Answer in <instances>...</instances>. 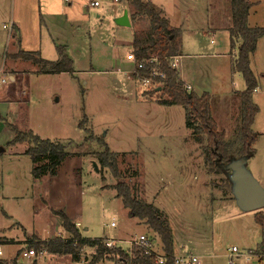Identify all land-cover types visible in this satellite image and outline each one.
Here are the masks:
<instances>
[{"label": "rangeland", "instance_id": "374dc122", "mask_svg": "<svg viewBox=\"0 0 264 264\" xmlns=\"http://www.w3.org/2000/svg\"><path fill=\"white\" fill-rule=\"evenodd\" d=\"M148 1L168 21L170 29L178 28L175 43L182 57L177 71L197 93L212 95L210 115L218 131L223 132L224 142L236 149L240 106L233 92L245 88L233 60L214 57L220 52L230 54L228 36L225 31H216L207 37L206 27L190 25L192 19L207 24L205 8L213 2ZM90 2L99 6L91 7ZM119 9L121 6L113 0H0V68L5 54L12 51V44L6 43L11 32L2 29V24L12 18L16 28L19 25L24 48L37 49L41 39L49 46L51 34L67 46L74 71L52 75L36 72L39 66L35 70L28 64L33 73H27L23 69L27 66L18 62L15 66L23 72L15 84L6 75L1 76L4 83H0V94L10 89V96L0 101V236L24 240L21 253L33 250L28 243L34 236L69 238L61 226L48 222L50 201L67 206L83 238L112 242L130 255L136 248L135 244L129 247L130 242L139 236H152L149 239L155 254L163 256L152 231L127 215L113 188L116 180L107 170H100L96 154L108 148L116 153L121 180L132 194L168 213L175 258L186 262L195 257L197 264H264L259 249L264 246V222L260 225L257 220L258 215L264 219V208L249 213L238 209L230 193L228 174L211 171L204 155L206 143L197 142L185 127L184 108L157 104L167 99L160 91L144 90L133 75L130 78L111 72L114 62L125 61L126 53L132 50L130 30L115 26L113 17ZM65 18L73 23L62 24ZM207 20H213L210 10ZM134 25V39L139 45H149L146 16L141 15ZM220 34L225 37V47ZM259 57L256 63L263 71L264 55ZM262 87L264 92V82ZM253 93L252 103L258 107L252 126L256 140L245 169L264 190V94L256 90ZM6 123L63 146L68 157L60 168V177H67L70 186L57 180L51 192L47 176L33 179V165L22 154L28 144L7 145L13 133ZM110 222L113 227H109ZM234 247L237 251L231 253ZM1 250L3 261L15 249ZM92 254L83 247L77 264H87ZM35 257L24 255L18 264H74L68 256L46 252L41 256L35 252Z\"/></svg>", "mask_w": 264, "mask_h": 264}, {"label": "trees", "instance_id": "16d2710c", "mask_svg": "<svg viewBox=\"0 0 264 264\" xmlns=\"http://www.w3.org/2000/svg\"><path fill=\"white\" fill-rule=\"evenodd\" d=\"M129 8L133 9L130 14V21L135 23L141 15H145L149 21L148 36L149 45H139L135 39L134 54L136 57H173L178 53L175 43L178 36L177 29H170L168 21L161 17L160 12L155 10L149 1L143 0H125ZM230 1V19L231 27L228 30L230 36L231 50L235 48V38L240 40L236 47V59L233 68L237 71L244 83V91L239 96V126L237 128L236 149H230V146L224 142L223 132H219L213 118L210 115L209 101L210 96L203 93L197 96L191 91L185 90L183 84L179 81L178 73L168 67L162 59L160 70L164 74L161 80L159 91L167 97L166 100H160L157 104L165 106H181L185 109L184 125L191 130L197 142L206 143L205 158L210 163L211 171L223 172L219 165H227L233 159L240 157H251L254 154L252 148L256 140V133L252 126L255 116L258 113V107L252 103V94L257 89V78L250 70L249 60L253 54L256 43L264 36V27L251 28L247 24V16L251 3L248 0H229ZM59 61L47 62L31 53L18 52L11 56L13 59H21L31 62L34 66L38 65L42 71L53 73H72V62L63 53L57 49ZM178 55V54H177ZM138 74L146 75L141 71ZM157 93L156 89L152 90ZM159 93V92H158ZM6 128L13 133V139L7 144L10 146L27 143L28 149L25 151L33 165L31 175L33 179L39 180L43 177H54L56 169L68 156L64 147L59 143H52L47 139H41L32 131H19L12 125L6 123ZM116 153L108 148L102 153L96 154L97 163L100 170L110 172L112 178L116 180L113 188L116 191V197L121 199L122 206L127 210V215L137 218L140 223L147 226L152 231L153 236L159 239L164 264H173V236L169 222L165 213L161 212L154 205L143 202L135 197L129 186L121 180V173L118 170L116 162ZM230 186V184H229ZM230 189V188H229ZM50 213L61 221V227L65 233L70 235V239L64 240L61 237L49 241L29 242V248L37 254L41 251L54 256H68L72 262L79 259L83 247L93 251L90 261L87 264H98L102 261L114 262L115 264H156L155 253L144 255L142 249L135 248L132 255L124 253L116 246L111 249L104 247L103 239H86L78 232L76 225L66 216L62 208H50ZM258 223L263 224L264 219L258 215ZM152 237V236H151ZM151 237H149L151 239ZM152 240V239H151ZM260 252H263L264 246L260 245Z\"/></svg>", "mask_w": 264, "mask_h": 264}, {"label": "crops", "instance_id": "0c3cea01", "mask_svg": "<svg viewBox=\"0 0 264 264\" xmlns=\"http://www.w3.org/2000/svg\"><path fill=\"white\" fill-rule=\"evenodd\" d=\"M211 1L213 2V3L211 2L213 6L210 7V5H209V6H206V8H205V15H206L205 16V20H206L207 24L204 21L201 22V23H198V21L196 22V20L192 19V24H190V25H191V27H196V28H200L202 26L206 27V29L208 30L207 33H206L207 37L215 35L216 31H225L226 35L228 36L227 43H226L225 37H223V35L220 34L221 37H223V41H222L223 42V47H225L229 43V48H230V36H229V33H228V30L231 27L230 1L229 0H211ZM248 1H250V3H251V7L249 9L248 16H247V18H248L247 19L248 26L251 27V28H257V27L258 28H262V27H264V0H253V1L248 0ZM206 2H207V5H208L210 1L208 2V0H206ZM116 4L121 6V9L118 10V13L113 18H119L125 10L127 11L128 20L130 22V27H127V28L130 30L131 37L133 39V41L131 42V46H132V50L131 51H134V48H135V39H134V37H135V25L134 24L135 23H132L130 21V14H131L130 8H129L128 4H126V2L122 1V0H118V2ZM209 10L212 12V19L213 20H212L211 23L210 22L208 23V20H207V18H209ZM185 12L189 16V14H190L189 12L190 11L186 10ZM45 16H51V15H47L46 14ZM10 20L12 21V22L10 21V23L13 25V28H12V31H11L10 35H7V39L8 40H6V43L9 46L12 44V51L10 53H6L5 54L4 62L2 63L1 68H0V77L2 75H6L7 78L9 79V81L11 82V84H13V83L15 84L18 81V79H19L18 75H20L23 72V69L25 71L27 69L28 70L27 73H33L32 71L30 72L31 69L28 67V64H32L31 62L24 61V60H21V59L15 60V59H13L11 57L13 55L18 54V52L31 53V54L36 55L38 58H40V59H42L44 61L53 63V62H57V61L60 60L59 59L60 57H59V54H58V50H57L59 48V49H61L63 51L64 55L69 60H71V62L73 63V59H71V57L69 56V54L66 51L67 46L60 44L59 41L56 40L57 38H54L53 36H51V34H49V39H48V41L50 42L49 46L47 45L46 42H44L43 39H41V40H39V43H38L39 45H38L37 49L31 50L29 48H24L21 45L22 43H21V40H20L19 25H17V28H16L14 20L12 18ZM42 22H43V20H42ZM69 23L72 24L73 21L68 20L67 18L63 19V21H62V24H65V25H67ZM199 24H201L202 26L201 25L197 26ZM115 26L118 27V28H122V27H119L118 25H115ZM70 27H72V26H70ZM178 32H179V30H178ZM54 35L56 36V34H54ZM225 43H226V45H225ZM239 44H240V40L235 38V48L233 50H231L230 54H226V53L222 54V52H220V53H216V55H214V57H217L218 59H224V58L229 57L230 59L233 60V64H234V61H235L236 55H237L235 49H236V47ZM26 49H28V50H26ZM223 50H226V49L223 48ZM259 55H260V57L264 55V36H262V38L257 41L255 50H254V52L251 55L250 60H249L250 70L254 73V75L257 78V87H256L257 89H256V91L259 92V93H263L264 94V92L262 91V88H263L262 86H263V82H264V70L262 71L259 68L258 64L256 63L257 57ZM178 56L182 57L181 55H178ZM7 57H9V59H6ZM7 61H8V63H10L9 65H7ZM18 62H21V64H25L24 66H27V67H24L23 69L22 68H17L15 65ZM179 63H180V60H179ZM256 64H257V68H255ZM31 66H32V68H35L36 65L34 66L32 64ZM130 68H131V65L129 63H127L126 61H122V62H118L117 61V62H114V70H112L111 72L112 73H116V74H122V75L126 74V75L130 76L131 74H127L126 73L127 71L130 70ZM35 70H36V68H35ZM36 72L44 73L46 71H42L41 69H39V71L37 70ZM73 72L74 71L72 70V73ZM46 73L49 74L48 72H46ZM177 73H178V71H177ZM53 74H57V73H53ZM60 74H65V73H60ZM239 76H240V74H239ZM2 78L3 77H1V79ZM130 78H131V76H130ZM178 78H179V81L183 84V86L185 88H187L189 91L195 93L197 96H201L203 93H206V92L197 93L195 88L193 87V85H191L190 83H186L185 79L180 75V73H178ZM194 80L195 79L193 78L191 81L194 82ZM242 82H243V80H242ZM0 83L3 84L4 82H1V80H0ZM243 91H244V89H243ZM243 91H239V92L238 91H234L233 92L235 94L234 96H236L234 98V101H239L240 93H242ZM253 95H255V94L253 93ZM9 96H10V89L2 90L1 94H0V101L1 100L4 101V99L9 98ZM252 100H253V98H252ZM211 101H213L212 95L210 96L209 103H211ZM224 102H228V100H225ZM0 120H3V118H0ZM8 143H6V144H8ZM27 149H25L24 151H26ZM24 151L22 152V154L25 153ZM62 163H61L60 166L57 167L56 175L54 177H47L48 182H50L49 184H50L51 192H52V189H53L54 185H56V181L57 180L62 181V182L66 181L67 185L70 186L68 181H67V179H66L67 177L64 178V180L61 179V177H60V168L63 165ZM46 203H47V199H46ZM47 204H49V207L55 208V209L64 207V209H65L64 212H65L66 216H68L69 219L71 221H73V219H72L73 218V214L68 212V210L66 209L67 208L66 205H64V204L54 205L53 203H50V201H48ZM164 213H166V212H164ZM166 214L168 216V220L170 221L168 213H166ZM49 217H50V220L48 221L49 223L55 224L56 226H58V225L61 226V221H60L59 218L54 217L53 215H50ZM76 227H77V225H76ZM63 233H64L65 236H67L65 234L64 230H63ZM54 237L55 236L44 238V237H40V236L39 237L38 236H34L32 239L41 242V241L53 240V239H55ZM58 237H61L64 240L70 239V237L69 238H63V236H58ZM58 237H56V238H58ZM23 244H24V240L11 239V238H8L7 236L6 237L2 236V234L0 236V246H1L2 249L6 248V247L7 248H11V249H13V248L15 249L12 252V254H9V255L15 254V252L17 250H19V249H21V247H23ZM173 251H174V255H175L174 248H173ZM262 254H264V250H263ZM260 257H264V255H261ZM2 262L3 261H1V263ZM77 262L78 261L73 262V263L77 264ZM103 262H108V261H102V262H99V263H103Z\"/></svg>", "mask_w": 264, "mask_h": 264}, {"label": "built area", "instance_id": "2783aa9c", "mask_svg": "<svg viewBox=\"0 0 264 264\" xmlns=\"http://www.w3.org/2000/svg\"><path fill=\"white\" fill-rule=\"evenodd\" d=\"M70 0H63L64 3H69ZM113 2L117 3L118 0H113ZM89 6L91 7H98L99 5L96 2H90ZM2 28L11 32L13 25L9 22L8 24H2ZM126 62L131 65V68L129 71H127V74H131L137 78V80L140 83V86L144 90H154L159 88L161 85V80L164 78V74L160 70V63L161 60L163 59L168 67L172 70H177V67L179 65V60L180 56L175 55L173 57H168V58H162V57H154V56H149V57H136L134 54V51L127 52L126 55ZM145 72L146 75H139L138 72ZM1 82H4V79H1ZM185 90L189 91L187 88ZM78 226V224H76ZM114 223L110 222L109 227H113ZM104 247L107 249H111L115 245L112 244V242L109 241H104ZM135 244L137 248L142 249L144 252V255H149L152 252L155 253V250L152 248V243L151 240L146 236H139L134 243L130 242V246ZM237 249L234 247L231 249V253L236 252ZM132 255V250L130 251ZM23 253V254H22ZM21 253V249L17 250L14 255L10 256L6 260H3L5 264H18L19 260L23 258L25 255L28 259H35V252L32 249L29 250H24ZM43 251H41L39 254L40 256L43 255ZM3 256L1 246H0V259ZM155 263L156 264H164L165 259L163 256L155 255ZM260 260V258H258ZM2 261V260H0ZM35 261V260H33ZM232 262L229 261V264ZM173 264H197V259L195 257L189 258L186 262L183 261L181 258H175L173 259Z\"/></svg>", "mask_w": 264, "mask_h": 264}, {"label": "water", "instance_id": "95a60500", "mask_svg": "<svg viewBox=\"0 0 264 264\" xmlns=\"http://www.w3.org/2000/svg\"><path fill=\"white\" fill-rule=\"evenodd\" d=\"M119 27H130L127 11L125 10L119 18L114 20ZM159 88L156 91L159 92ZM247 157H240L231 160L229 164L219 165L221 170L228 174L230 193L233 195L236 206L240 211H250L264 208V190L256 179L245 169ZM97 172V165L94 164Z\"/></svg>", "mask_w": 264, "mask_h": 264}]
</instances>
